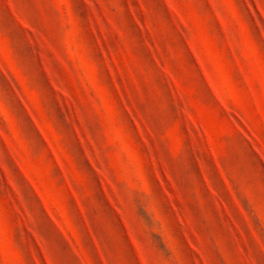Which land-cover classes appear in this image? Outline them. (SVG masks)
Instances as JSON below:
<instances>
[{"label":"rangeland","instance_id":"1","mask_svg":"<svg viewBox=\"0 0 264 264\" xmlns=\"http://www.w3.org/2000/svg\"><path fill=\"white\" fill-rule=\"evenodd\" d=\"M0 264H264V0H0Z\"/></svg>","mask_w":264,"mask_h":264}]
</instances>
